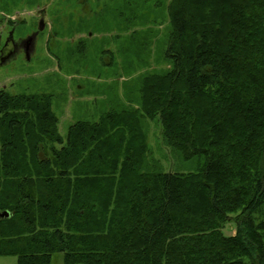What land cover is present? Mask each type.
Listing matches in <instances>:
<instances>
[{
	"label": "trees",
	"instance_id": "obj_1",
	"mask_svg": "<svg viewBox=\"0 0 264 264\" xmlns=\"http://www.w3.org/2000/svg\"><path fill=\"white\" fill-rule=\"evenodd\" d=\"M168 16L172 65L141 77L137 109L64 140L52 94L0 90V257L264 264V0H170ZM145 119L193 170L148 166Z\"/></svg>",
	"mask_w": 264,
	"mask_h": 264
},
{
	"label": "rangeland",
	"instance_id": "obj_2",
	"mask_svg": "<svg viewBox=\"0 0 264 264\" xmlns=\"http://www.w3.org/2000/svg\"><path fill=\"white\" fill-rule=\"evenodd\" d=\"M79 2L85 3L83 8ZM169 3L170 0L0 1V10L6 16L17 17L10 33L16 42L38 31L37 12L40 8L46 11L43 10L46 27L37 33L33 50L28 53L19 49L5 60L0 58V90L52 94L64 140L76 121H97L111 111L139 108L141 77L147 72L164 73L172 65L165 58ZM7 37L4 31L2 43ZM143 128L150 148V168L165 172L193 170L195 162L184 161L166 145L158 120L145 119ZM223 231L228 236L235 234L234 223H228ZM63 256L55 253L52 264H63ZM0 264H17V257L2 256Z\"/></svg>",
	"mask_w": 264,
	"mask_h": 264
},
{
	"label": "flooded vegetation",
	"instance_id": "obj_3",
	"mask_svg": "<svg viewBox=\"0 0 264 264\" xmlns=\"http://www.w3.org/2000/svg\"><path fill=\"white\" fill-rule=\"evenodd\" d=\"M3 1V0H2ZM0 52H1V56L0 58L2 60H5L8 56H10L13 52L19 50V49H26V51L28 53H30L33 50L34 44H35V40H28V37L30 36H26L23 35V37L16 42L13 39V35H10L12 29L14 28V26L17 24V17H13L14 15H9L6 16L2 11L0 10ZM39 16V14H38ZM13 21L14 23L12 24ZM13 27V28H12ZM6 31L7 35H8V39H6V43H2V33ZM37 32V31H36ZM35 32V33H36ZM34 34V33H33ZM10 35V36H9ZM1 64V61H0Z\"/></svg>",
	"mask_w": 264,
	"mask_h": 264
},
{
	"label": "water",
	"instance_id": "obj_4",
	"mask_svg": "<svg viewBox=\"0 0 264 264\" xmlns=\"http://www.w3.org/2000/svg\"><path fill=\"white\" fill-rule=\"evenodd\" d=\"M44 26H45L44 17H42L41 20H40V26H39L38 31L36 33L32 34L30 37H28V40H32V39L35 40L37 33L39 31H42L44 29ZM28 57H29V55H28ZM9 216H10V212L9 211H0V220L3 219V218L9 217Z\"/></svg>",
	"mask_w": 264,
	"mask_h": 264
},
{
	"label": "crops",
	"instance_id": "obj_5",
	"mask_svg": "<svg viewBox=\"0 0 264 264\" xmlns=\"http://www.w3.org/2000/svg\"><path fill=\"white\" fill-rule=\"evenodd\" d=\"M83 4H85V3H84V2H79V3H78V5H80V6L82 5V8H83ZM84 8H85V9H88V7L85 6V5H84ZM43 10H44V8H41V11H43Z\"/></svg>",
	"mask_w": 264,
	"mask_h": 264
}]
</instances>
